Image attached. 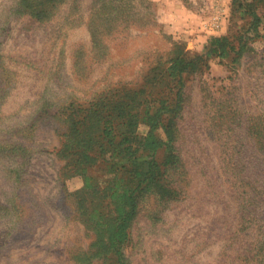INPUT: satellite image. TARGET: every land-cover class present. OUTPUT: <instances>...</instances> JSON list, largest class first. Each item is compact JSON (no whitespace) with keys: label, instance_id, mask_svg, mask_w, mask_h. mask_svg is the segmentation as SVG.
<instances>
[{"label":"rangeland","instance_id":"374dc122","mask_svg":"<svg viewBox=\"0 0 264 264\" xmlns=\"http://www.w3.org/2000/svg\"><path fill=\"white\" fill-rule=\"evenodd\" d=\"M0 264H264V0H0Z\"/></svg>","mask_w":264,"mask_h":264},{"label":"trees","instance_id":"16d2710c","mask_svg":"<svg viewBox=\"0 0 264 264\" xmlns=\"http://www.w3.org/2000/svg\"><path fill=\"white\" fill-rule=\"evenodd\" d=\"M224 41H226L225 37H211V39L209 40L211 45L208 47L209 52H214L218 46L222 45V42ZM231 47L234 48V45H231Z\"/></svg>","mask_w":264,"mask_h":264}]
</instances>
